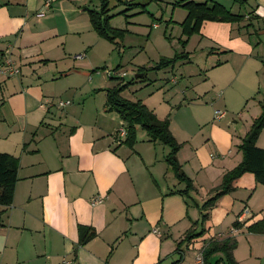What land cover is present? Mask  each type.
Wrapping results in <instances>:
<instances>
[{"label": "crops", "instance_id": "0c3cea01", "mask_svg": "<svg viewBox=\"0 0 264 264\" xmlns=\"http://www.w3.org/2000/svg\"><path fill=\"white\" fill-rule=\"evenodd\" d=\"M46 1L0 0V50H11L21 67L18 76L0 78V152L19 161L12 204L0 205V264H196L210 241L227 237L237 240L239 264H264V228L249 229L264 224V184L253 173L236 178L205 221L200 210L242 161L239 146L262 111L264 0L246 1L251 8L244 20L253 19V26L207 21L196 35L212 57L220 54L209 69L232 65L233 76L212 83L230 92L238 82L236 95L223 97V106L232 108L229 102L235 100L234 110L246 119L244 128H233L224 121L227 110L216 118V109L215 121L199 123L203 138L207 128V139L189 151L196 135L185 139L171 130L181 144L177 158L195 186L190 196L177 192L185 186L166 161L167 145L168 150L151 141L141 128L133 147L124 143L127 136L119 132L124 122L108 111L106 95L100 108L85 110L86 97L100 94L90 71L96 66L91 52L101 37L88 10L99 8L101 0H53L38 17ZM252 34L261 37L253 40ZM79 53L85 57L75 63ZM79 76L89 94L82 95L75 84ZM66 92L75 94L66 109L43 106ZM77 98L82 106L75 104ZM257 145L264 148V128ZM98 197L103 201L94 204ZM84 228L89 236L81 243ZM221 258L217 253L210 260Z\"/></svg>", "mask_w": 264, "mask_h": 264}, {"label": "rangeland", "instance_id": "374dc122", "mask_svg": "<svg viewBox=\"0 0 264 264\" xmlns=\"http://www.w3.org/2000/svg\"><path fill=\"white\" fill-rule=\"evenodd\" d=\"M126 1L132 3L133 6L125 3ZM180 1L182 0H109V14L113 15L110 25L123 29L124 32L116 39V43L101 37L100 43L92 50L91 56L96 66L90 71V78L95 76V83L101 87L96 91L100 93L99 95L93 98L86 97L85 110L94 112L105 102L106 89L120 83L125 84L127 86L122 91L124 97L132 101L141 100L147 107L155 110L159 117L169 118L172 124L171 130L179 133L181 137L188 139L190 135H196L195 144L186 147L189 151L190 148L199 146L206 137L207 128L203 130L205 133L203 138L199 123L203 126L208 119L215 121L213 117L216 109L223 111L225 108L227 110L228 116L224 121L233 128L235 124L244 128V124L241 123L246 117L239 116L238 111L234 110L238 105L235 100L229 102L233 109L223 106L225 102L223 97H229L230 94L236 95L238 82L230 92L224 89L222 84L215 87L212 82L213 80L221 81L228 74L233 76L231 70L233 67L229 65L209 69L210 63L219 59L220 54H216L218 57H212L213 54L209 53V49H202L206 41L199 44L197 34L188 35L183 32L181 22L188 12L186 8L178 4ZM213 1H218L234 13L243 15H246L251 8L249 3L236 0ZM244 21L251 26L256 23L253 19ZM260 37L261 35L252 34L253 40L260 39ZM103 44L107 47H103ZM76 55L73 58L80 61L75 63H82L83 58H75ZM177 55H179L178 59L176 58L174 63L162 64L163 58H175ZM116 72L126 73V76L124 78L116 76ZM109 73H112L110 74L112 76H109ZM171 78L175 81H171ZM70 80H75V77H70ZM75 84L81 87L82 95L89 94L88 86H83L82 76L77 77ZM56 86L60 87V83ZM72 90L78 89L74 87ZM65 94L68 96L53 99L57 102L60 99H70L75 95L72 92ZM69 101L73 103L72 99ZM79 101L77 98L75 104L78 105ZM80 103L82 106V101ZM69 109L70 107L66 111ZM234 121L239 122L233 123ZM123 126H126L125 122ZM159 144L168 150L166 145ZM158 150H161L160 147ZM210 152L216 156L219 155L214 150ZM202 239H204L203 236Z\"/></svg>", "mask_w": 264, "mask_h": 264}, {"label": "trees", "instance_id": "16d2710c", "mask_svg": "<svg viewBox=\"0 0 264 264\" xmlns=\"http://www.w3.org/2000/svg\"><path fill=\"white\" fill-rule=\"evenodd\" d=\"M153 1V0H149ZM157 1V0H156ZM241 3L247 0H236ZM122 2V1H121ZM212 0H182L178 2L179 5L186 8L187 15L181 22L183 32L188 35L200 34L202 27L207 21H221V22H241L246 15L234 13L224 4ZM125 3H129L126 1ZM146 5V4H143ZM90 21L94 30L102 38L116 43V39L123 35L124 30L112 27L110 19L109 0H101L100 6L97 9H89ZM124 13V11H122ZM251 24L246 25L249 27ZM175 58H163L164 65L174 63ZM182 57V55L180 56ZM189 57V56H187ZM124 78V77H122ZM127 85L118 84L106 89V105L108 111H115L119 114L121 119L125 122L127 129V137L125 142L128 146L133 147L136 143L137 131L139 128L144 130L151 141H161L170 148L166 156V161L170 166L175 177L184 184V189L177 191L182 195L190 196L191 192L195 190L193 180L186 175L177 158V153L181 148V144L176 140L170 129V119H160L154 110L147 107L141 100L132 101L122 95V91ZM264 128V104H262V111L258 117L253 120L250 129L242 139L239 148L243 154L242 161L232 170L228 171L224 176V181L220 188L208 198L202 205L200 210L202 212V221L208 218V210H210L218 201V199L229 193L232 189L233 181L246 172L254 174L256 181L264 184V148L257 145V140ZM18 158L4 152H0V205L9 206L12 204L16 183L18 181ZM238 222L235 226H238ZM264 228L263 222H258L249 227L251 231L262 232ZM83 231V229H81ZM81 243H84L89 236V228H84ZM192 234L190 233V238ZM189 237V235L187 236ZM237 247V240L233 237H227L223 240L210 241L203 248V255L205 264H239L234 256V250ZM217 253L222 254V258L216 262H211V257Z\"/></svg>", "mask_w": 264, "mask_h": 264}, {"label": "built area", "instance_id": "2783aa9c", "mask_svg": "<svg viewBox=\"0 0 264 264\" xmlns=\"http://www.w3.org/2000/svg\"><path fill=\"white\" fill-rule=\"evenodd\" d=\"M53 0H47L44 4V7L41 9V11H39L37 13L38 17H42L45 14V10L51 5V2ZM85 54H77L75 58H84ZM21 73V67L20 65L17 63V61L13 58L12 56V52L9 49H4V50H0V75L3 78H12L15 76H18ZM112 73H109V76ZM116 76L119 77H125L126 73L123 72H116ZM175 81V80H173ZM72 102L69 100H63L60 99L57 102L53 99V98H47L46 101L43 103V106H48V107H52V106H57L59 108H64L66 106H68L69 104H71ZM226 115L225 111L222 110H216L215 111V117L216 118H223ZM120 134L122 137H126L127 136V129L125 126H122V128H120ZM103 201L102 197H98L94 199V204L97 203H101ZM244 212H249V210L246 208L244 210ZM244 215L245 214H241L238 217V222H242L244 220ZM233 232H235V229L233 230ZM196 264H205L204 261V255H203V249L197 254L196 257Z\"/></svg>", "mask_w": 264, "mask_h": 264}]
</instances>
